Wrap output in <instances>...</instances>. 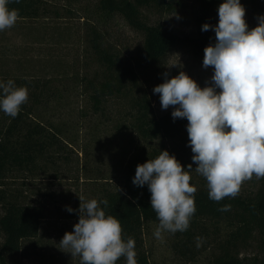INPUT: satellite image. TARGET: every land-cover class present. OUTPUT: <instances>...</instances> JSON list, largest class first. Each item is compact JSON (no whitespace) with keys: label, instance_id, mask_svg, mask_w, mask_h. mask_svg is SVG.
Masks as SVG:
<instances>
[{"label":"trees","instance_id":"trees-1","mask_svg":"<svg viewBox=\"0 0 264 264\" xmlns=\"http://www.w3.org/2000/svg\"><path fill=\"white\" fill-rule=\"evenodd\" d=\"M65 2L67 5L61 8L53 7L48 0H20V3L9 4L10 9L19 10L18 21H35L51 13L61 19L64 15H73V8L78 7L80 18L87 26L89 58L97 69L91 75L82 74V97L87 99L89 108L83 107L77 113L76 137L71 131L74 125L51 112L65 97L63 87L55 80L13 76L0 80L6 83L11 79L17 87L28 89V101L15 118L0 110V233L3 237L0 264H44L25 262L37 253V242L48 213L47 204L41 199L32 200L26 191L29 183L39 176L57 177L65 171L61 164L69 161L70 151L79 142L80 129L90 122H95L94 130L111 126L119 138H128L132 145L116 171L115 180L96 185V200L108 201L107 207L102 203L100 207L106 215H113L120 221L125 240L129 237L135 240L137 264H152L145 236L149 227L158 225L159 221L151 208L148 185L137 187L133 178L137 165L155 159L164 150L174 155L185 170L192 164L190 182L197 189L196 212L190 227L185 232L173 234L172 250L193 261L201 249L213 247L211 264H264V178L255 180L253 177L256 190L241 187L235 198L220 202L210 200L206 180L195 172L197 165L192 161L187 119H173L172 106L170 111L157 116L142 82L145 75L159 69L176 49L187 50L203 61L205 47L216 42L214 27L219 21V5L224 0H196L198 34L195 37H179L161 24H150L145 15L144 11L174 13L183 5L182 0ZM240 2L251 30L256 27L254 22L258 23V18L264 16V0ZM246 15L251 17L246 19ZM118 21H123L142 37L135 58H128L121 48L123 42L114 32L116 28L113 29ZM205 23L212 26L208 31H202ZM110 104L120 107L118 117L115 118L117 112ZM87 151L86 146L81 152L86 156L93 154ZM19 180L23 187L11 186ZM224 205H230V210L220 211ZM197 237L203 238L200 247H197ZM253 248L257 254L243 256V252ZM78 260L80 264L79 257ZM117 264H126V259L122 257Z\"/></svg>","mask_w":264,"mask_h":264},{"label":"clouds","instance_id":"clouds-1","mask_svg":"<svg viewBox=\"0 0 264 264\" xmlns=\"http://www.w3.org/2000/svg\"><path fill=\"white\" fill-rule=\"evenodd\" d=\"M20 0H0V31L15 26L18 9L9 4ZM214 27L215 44L204 49L203 67H212V86L201 88L180 71L154 88L163 109L174 108L173 119L186 118L189 146L197 165L195 172L207 182L210 200L220 202L239 195L244 182L264 178V16L249 30L240 0H224L218 8ZM212 26L205 23L202 31ZM174 66V65H173ZM219 89V92L216 91ZM28 101V89L13 80L0 82V110L15 118ZM192 164L187 170L168 151H160L136 167L133 184L148 185L151 208L163 233L185 232L196 212V187L190 184ZM79 221L60 241L65 252L80 258V264H137L135 240L122 236L120 221L100 207L108 201L79 197ZM224 205L220 211H229ZM68 211H73L68 208ZM197 247L202 237H197Z\"/></svg>","mask_w":264,"mask_h":264},{"label":"rangeland","instance_id":"rangeland-1","mask_svg":"<svg viewBox=\"0 0 264 264\" xmlns=\"http://www.w3.org/2000/svg\"><path fill=\"white\" fill-rule=\"evenodd\" d=\"M53 7L67 5L65 0H48ZM183 5L174 13L156 14L144 11L150 24H161L179 37H195L198 34V6L196 0H182ZM73 15H64L59 19L51 13L38 20L17 21L14 27L0 31V80L4 77L20 79H52L63 87L64 99L55 104L56 112L63 120L76 125L77 113L81 108H89L87 99L82 97V74H93L97 65L90 57L87 44V26L80 18L78 7H74ZM64 12V11H61ZM251 16L246 15V19ZM257 22L254 25L257 26ZM113 29L118 34L121 48L128 58H135L142 45V37L123 21L116 23ZM174 65V66H173ZM184 71L203 88L212 86L214 74L212 67L204 68L203 61L197 60L184 49L172 51L159 69L153 70L142 79L144 89L151 98L154 113L161 116L172 108L163 109L160 96L154 88L165 81V73L170 79ZM219 92V89H216ZM111 109L120 114L117 104H110ZM51 115V114H49ZM93 124H86L79 133V142L70 151V159L61 164L65 171L57 177L39 176L29 183L26 191L32 200L43 201L48 206L47 217L42 224L36 252L27 263L44 264H79L78 256H72L60 246L66 232H72L79 221L80 199L85 201L96 199V185L115 180L117 170L131 149L128 138H119L112 127L104 129ZM71 131L76 137V126ZM81 127V126H80ZM87 146L86 156L81 151ZM62 162V160L60 161ZM256 180V178H255ZM257 182V181H256ZM12 183V182H11ZM22 181L14 182L12 187H23ZM113 184H115L113 182ZM190 184H192L190 182ZM194 186V185H193ZM257 185L252 179L243 183L242 188L256 190ZM68 208L73 211L69 212ZM157 224L147 230L146 245L151 253L152 264H211L214 248L201 249L200 255L193 261L182 258L172 250V233H163V239L154 236ZM3 241L0 233V244ZM33 248V246H32ZM34 250V249H33ZM256 249L243 252V256H254Z\"/></svg>","mask_w":264,"mask_h":264}]
</instances>
